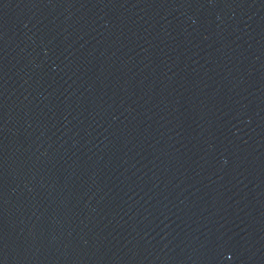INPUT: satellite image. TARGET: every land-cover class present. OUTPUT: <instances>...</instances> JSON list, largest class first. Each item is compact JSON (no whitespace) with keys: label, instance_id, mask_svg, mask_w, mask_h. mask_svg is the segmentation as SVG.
Instances as JSON below:
<instances>
[{"label":"water","instance_id":"1","mask_svg":"<svg viewBox=\"0 0 264 264\" xmlns=\"http://www.w3.org/2000/svg\"><path fill=\"white\" fill-rule=\"evenodd\" d=\"M0 264H264V0H0Z\"/></svg>","mask_w":264,"mask_h":264}]
</instances>
